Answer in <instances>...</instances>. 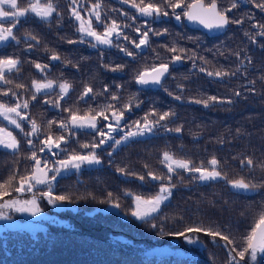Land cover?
<instances>
[{
    "label": "trees",
    "instance_id": "trees-1",
    "mask_svg": "<svg viewBox=\"0 0 264 264\" xmlns=\"http://www.w3.org/2000/svg\"><path fill=\"white\" fill-rule=\"evenodd\" d=\"M79 1L81 6L75 7L71 0H51L56 12L48 20L32 14L20 18L13 29L16 39L0 46V59L19 61L17 69L5 73L9 82L0 84V103L14 106L27 101L29 105L20 109L27 115L26 121L16 117L23 131L12 130L19 149L13 152L0 148V184L15 176L4 189L11 194L0 198V203L18 196L14 188L21 177L31 174L33 152L41 166L47 163L49 168L57 167L56 161L73 153L92 151L101 163L56 175L51 182L53 195L69 198L57 202L75 208L58 212L63 222L49 223L35 234L25 230L0 234V264H229L232 256L238 264H249L247 255L241 260L237 253L244 247L242 237L264 212V36L257 27L264 25V10L257 6L264 0H216L229 18L227 30L216 37L188 28L183 15L177 21L166 0H143V4L152 3L169 13L152 18L141 15L131 6V0L129 5L114 0H95L94 4L93 0ZM97 3L103 23L111 25L115 21L119 26L121 35L111 47L93 46L78 31L72 15L75 8L85 15ZM233 3L235 8L231 7ZM18 5L27 7L28 0H18ZM0 23L10 26V21ZM95 27L103 30V25ZM145 32L147 43L137 48L133 42L138 43ZM172 48L177 51H170ZM53 55L59 59L53 60ZM177 56L184 64L175 68L172 61ZM36 64L47 67L40 71ZM161 64L168 65L169 73L159 86L136 83L140 72ZM216 72L227 75L218 77ZM49 80L55 85L52 89L35 92L33 81ZM62 83L70 88L60 99ZM86 88L92 92L84 96ZM113 95L118 99L113 100ZM210 97L217 99L212 101ZM126 104L130 108H125ZM108 105L114 106L105 112L109 119L97 117V127L105 133L111 132L106 127L109 123L116 128L112 138L103 137L106 143L95 149L82 146L99 143L102 137L97 131L71 126L64 131L59 127L61 121L70 123L72 113L83 116L91 111L95 115ZM112 111H123L118 125ZM165 113L169 115L160 120ZM145 118L152 122L151 134L122 142L127 133L137 129V122L143 128ZM33 120L40 126V137L30 146ZM50 121L56 123L49 127ZM48 135L54 139L63 135L67 142L50 152L43 144ZM165 152L190 162V169L211 171L210 161L216 159L215 170L221 178L200 182V174L195 171L176 169L169 173L163 162ZM148 173L163 179L153 182ZM54 174L49 172V177ZM239 179L255 186L251 193L231 188L229 181ZM161 185L171 187V196L160 210L143 221L133 217L134 196L150 198ZM46 190L48 186L37 192ZM40 204L53 212L45 201L40 200ZM111 204H119L118 213L100 210ZM189 227L219 231L233 244L225 247L224 240L215 237L214 242L203 232L186 233L199 242L190 244L184 236L176 235ZM167 246L189 255L154 252ZM233 248L236 251L230 252ZM256 264H264V257L258 255Z\"/></svg>",
    "mask_w": 264,
    "mask_h": 264
},
{
    "label": "snow or ice",
    "instance_id": "snow-or-ice-1",
    "mask_svg": "<svg viewBox=\"0 0 264 264\" xmlns=\"http://www.w3.org/2000/svg\"><path fill=\"white\" fill-rule=\"evenodd\" d=\"M75 2V0H73ZM124 3H129V0H124ZM167 7L172 9V14L174 15L175 19L179 21L181 19V16L187 18L188 21L197 23L202 25L203 27L209 29V30H219L225 28L229 23V18L226 14V11H221L218 7V4L216 0H208V3H205V0H166ZM143 0H140V3H136V0H131V6L135 8L141 15L147 16V17H153L154 15L156 17H159L161 15L168 16L169 13L167 11H163L160 7L152 4L147 3L143 4ZM237 5L236 3L232 4V8H235ZM258 7L261 8V10H264V3L258 4ZM101 5L99 3L94 5L93 12L95 15V18L97 21L100 20V13L99 11H96V9H99ZM177 9H182V12H177ZM227 11H231V9H228ZM56 12V8L52 4L51 0H28V6L27 7H20L18 5V0H0V21H10V26L5 27L3 23H0V42H5L8 40H15L16 37L13 34V29L17 26V23L19 22V19L22 17H26L29 13L33 14L36 17H39L42 20H47L50 18L53 13ZM72 15L75 17L77 21L80 22L79 29L81 33H83L86 36H90L94 38L98 43L105 44V45H111L112 41L110 39V36L112 34L119 35L118 33V25L115 21H112L110 26H107L105 28V31L103 33H98L94 30L91 19L85 21L84 18L79 14V12L73 10ZM237 23H240L241 21H236ZM257 27H260L262 31L259 33L261 36H264V25H257ZM35 39V37H32ZM124 39H127V36L124 37ZM148 40V33L145 32L143 34V38L139 40L138 43L135 41V46L137 48L141 47V45H144L147 43ZM95 46V45H93ZM121 51H126L125 49H121ZM170 51L175 52L177 49L172 48ZM128 56H132V52H126ZM53 60H58L59 57L56 55H53L51 57ZM176 60H179L180 57H175ZM19 61L11 58H4L0 59V82L8 83L5 79V73L11 72L14 69H17ZM35 67L39 69L40 71H43L44 68L47 66H42L40 64H36ZM113 71H116V68L112 69ZM203 71V69H201ZM168 73V65L167 64H161L160 66H152L151 68H146L142 72H140L136 77V83L144 86V85H159L161 83L162 78L165 76V74ZM209 76H212V72H208ZM216 76H222L227 75V73H221L216 72ZM54 83L52 81H47L46 83H40L37 81H33V87L35 88L36 92L39 93L42 90H48L52 89L54 87ZM60 92L63 94L60 96V99H63L64 95H67L68 90L70 88V85L67 83H62L59 85ZM92 92L91 88H86L85 92L83 93L84 96H87L89 93ZM239 95V93H236ZM4 95H8L7 92L4 93ZM35 95H33L32 99H35ZM113 100H117L118 97L113 95ZM179 99V97H177ZM212 101H216V97H210L209 98ZM196 103H201V101L197 100ZM28 102L25 101L22 105L20 103L15 104L14 106H9L4 103H0V117H3L4 120L9 121L11 124L15 125L16 128H21V124L18 123L17 119L14 117H19L20 119H27V116L23 115L20 111L21 108L27 109L28 108ZM205 106L207 107V102H205ZM125 108H130L129 104L124 105ZM114 108L113 105H108L107 109L101 110L100 112H97L95 115H92L91 111L86 113L85 115L81 116L78 113H72L69 117V122L61 121L59 123V127L64 131H69L70 126L72 128H89L97 131V134L102 137L100 139L99 143H93L91 145L84 144L82 147L95 149L99 147L100 145H103L106 143V139H103V137H111V132L105 133L104 131H100L97 127V117L102 116L105 121L109 119L107 115H105V112L108 110H111ZM169 114L165 113L159 117L160 120H164ZM123 117V111H112V118L115 120L116 124L118 125L120 120ZM147 121V118H145ZM56 123L55 121L49 122V127H51V124ZM151 121H147L143 125V129L139 128V122H137V131L129 132L125 136V140L128 138V136H137V135H143L144 131H151ZM109 129H112V124L109 123L106 125ZM115 131V129H112ZM21 131L23 129L21 128ZM177 132L180 131L179 128L176 129ZM40 133V126L33 120L31 121V135L36 136ZM25 135H29V133H25ZM61 142L66 143L65 137L63 135L59 136L58 139H54L52 135H48L44 140L43 144L46 146L48 151H52L53 148L60 149L61 148ZM29 145L31 146L32 142L28 141ZM117 144L120 143V141H116ZM0 147H3L5 149H9L13 152H16L20 145L17 138L12 134L11 131H8L5 128H0ZM40 151H44V148H41ZM31 160H33L34 167L32 169L31 174L25 175L21 177L18 181V186L14 188V191L18 193H23L25 191H32V189L36 185H48V190L43 192L41 195L45 198H47L48 202L50 204H55L57 201L63 202L65 200H68L69 198L65 195H56L54 196L52 193L51 188V182L56 179V175H59L62 170L67 171L69 169H77L79 170L82 165H96L100 164L101 161L99 157L96 155L94 151L89 152L88 154H77L73 153L66 159H62L59 161H56V164L59 165V167H52L49 168L47 163H45L43 166H41V160L37 157L36 153L33 152L31 157ZM163 162H165V165L167 167V170L169 173H173L176 171V169H183V170H191L198 172L199 179L201 180H215L218 178H221V173L219 171H216V167L218 165V161L216 159H212L210 161V164L212 166V170H206L202 168H194L190 169L189 165L190 162L184 161V160H178L173 157L172 154L165 152L163 154ZM248 164L251 165L252 161L248 160ZM123 171V170H120ZM49 172L55 173L51 177H49ZM149 176L153 180L157 179H163L162 177H157L153 173H148ZM139 179L143 180L144 177L141 176ZM168 181H171V176L167 177ZM13 180H15V176L10 177L8 181L5 183L0 184V198H3L4 196L10 195L11 193L8 191H4L5 187L7 185H11L13 183ZM232 188L247 192L251 188H254V185H250L249 183H246L244 179L229 181ZM127 195H132L131 193H127ZM111 196V194H109ZM171 196V187L168 185H161L159 192L150 197V198H144L140 195L134 196V204L135 207L131 211V215L135 217L137 220H145L146 218L152 216L154 213L158 212L160 210L161 204L169 199ZM115 207H119V204H116ZM0 209H12L17 213H29L32 216H36L40 211L41 208L37 202V198L35 193H33V196L31 199H12V200H5L4 202L0 203ZM10 216L7 215L4 211H0V220H9ZM153 228L156 227L155 224L152 225ZM162 232V230H161ZM203 232L205 235H208L210 237L214 238L219 237L220 239L224 240L226 242L225 247H227L230 244H233V240L229 238V236L222 234L219 231H212L210 229H205L203 227H189L186 229V232H180L176 233V235L184 236V238L187 240L188 243H197L198 241L193 239L192 237H189L186 233H201ZM244 241V247L242 250H240L237 255L240 257L241 260L245 258L247 255L249 257V264H256L258 255L264 257V212H261L257 218V220L254 222V225L252 226L250 232L245 236L242 237ZM236 251L235 248L231 249L230 252ZM229 264H238V261H236V257L232 256Z\"/></svg>",
    "mask_w": 264,
    "mask_h": 264
},
{
    "label": "rangeland",
    "instance_id": "rangeland-1",
    "mask_svg": "<svg viewBox=\"0 0 264 264\" xmlns=\"http://www.w3.org/2000/svg\"><path fill=\"white\" fill-rule=\"evenodd\" d=\"M71 1H72L71 5H74L75 7L81 6L79 0H77V1L75 0V2H73V0H71ZM114 1L118 2L119 5H129L130 4V3H124V0H114ZM94 2H95V0H93V4H94ZM93 8H94V5L91 7V9L88 12L85 13V15H83L81 13H79V14L84 18L85 21L91 19L94 30L97 31L98 33H103L105 31V28L107 26H110V25H107V24L103 23V19H102L103 16H102V11L100 10V8L96 9V11H99V13H100V20L97 21L96 18H95L94 12H93ZM107 9H108V7L105 6V16L107 17L108 21L110 22L111 19H110V15L106 12ZM73 10L78 12V10L76 8L73 9ZM29 14H31V13H29ZM22 18H25V17H22ZM76 22H77L78 25L80 24L79 21L76 20ZM95 25L97 27H100V26L102 27V25H103V30L100 31L98 28L95 27ZM117 31H118L119 35L112 34L110 36V39L112 41L111 45L100 44L94 38H92L90 36H86L83 33H81V34L85 38L91 40L93 42V45H95V46L111 47L114 44V42L121 35L120 31H119V28H118ZM10 41H12V40L10 39V40L5 41V42H0V46H4V45L8 44ZM145 45L146 44H144L143 46H145ZM1 83H3V82H0V84ZM34 90H35V88H34ZM48 90H50V89H48ZM44 91H47V90H42L41 92H44ZM35 92H36V90H35ZM14 118L17 119L16 117H14ZM17 121H18V119H17ZM120 122H121V120H120ZM18 123H19V121H18ZM0 128H5L8 131L12 132V130H14V131L21 130L22 127L21 128H16L15 125L11 124L7 120H4L3 117H0ZM115 128H116L115 125H112V129H115ZM112 129H111V132H113ZM140 129H143V128H140ZM137 130L138 129H135L132 132L137 131ZM151 130H153V129L151 128ZM151 132L152 131H146L145 130L143 135L128 136V138L126 140L124 138L122 140V142H126L132 137H134V138H144V137H146V135H150ZM30 137H31V140H30L31 142L36 141V140L39 139L40 133H39V135H36V136H33V135L30 134ZM0 148L5 149L3 147H0ZM96 165H87V164H85V165H82L81 168L90 167V166H96ZM57 167H59V165H57ZM81 168L79 170H81ZM79 170H77V169H69L67 171L62 170L59 175H65V174H69V173L76 172V171H79ZM215 180H217V179H215ZM199 181L200 182H207V181H210V180H201V179H199ZM46 186H48V185H36L32 189V191H25L23 193H18L17 192L18 196L14 197V198H10V199H5V200L31 199L32 196H33V193H35L36 198H37V202H38V204H39V206L41 208V211L36 216H32L29 213H17V212H15L12 209H0V211H4L7 215L10 216L9 220H0V234H3L5 231H8V230H25V231H28V232H30L32 234H35L37 231L45 230L47 228V226L49 225V223L63 222L64 221L63 219L59 220L58 212H61V211H64V210H73L75 207L73 205H71V204H63V203H59V202H56L55 204H50L48 202L47 198L43 197L40 194V193H43V192H37L38 189H42V188H44ZM231 188H232V186H231ZM232 189L235 190V191H238V192H243V191L236 190L234 188H232ZM28 193L31 196L30 195L24 196V195H26ZM243 193H251V190H249L247 192H243ZM37 194H40V195H37ZM5 200H3L2 202H4ZM40 200L45 201L48 204V207L53 210V212H47L46 209L44 207H42V205L40 204ZM100 210H102L104 212H116V213L119 212V209H118V207H115V204H111V205H109V206H107L105 208H101ZM198 243L199 242H197V244ZM154 252L158 253V254L189 255V253L187 251L179 250V249H177L174 246H167L165 248H157V249L154 250Z\"/></svg>",
    "mask_w": 264,
    "mask_h": 264
},
{
    "label": "water",
    "instance_id": "water-1",
    "mask_svg": "<svg viewBox=\"0 0 264 264\" xmlns=\"http://www.w3.org/2000/svg\"><path fill=\"white\" fill-rule=\"evenodd\" d=\"M185 23H186V25H187L190 29L203 31V32H205L209 37H216V36L222 35V34L227 30V26H228V25H227L225 28H223V29H219V30H209V29L203 27V26L200 25V24H197V23H193V22L188 21L186 17H185ZM182 65H183V60H182V59H179V60H176L175 58L173 59V61H172V66H173V67L177 68V67H180V66H182ZM168 73H169V69H168ZM168 73L165 74V76L162 78L161 81H163V79L168 75ZM147 86H148V87H151V88H154V87H156V86H158V85H147ZM25 116H27V115H25ZM87 129H89V128H81V130H87ZM195 173H197V172H195ZM187 175H189V173H188ZM151 180H152L153 182H156V181H157V180H153L152 178H151Z\"/></svg>",
    "mask_w": 264,
    "mask_h": 264
}]
</instances>
